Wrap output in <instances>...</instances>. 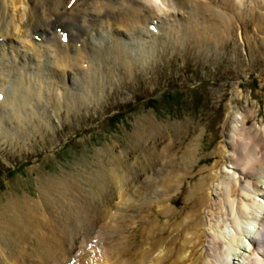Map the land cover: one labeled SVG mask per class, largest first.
<instances>
[{
	"label": "bare ground",
	"instance_id": "6f19581e",
	"mask_svg": "<svg viewBox=\"0 0 264 264\" xmlns=\"http://www.w3.org/2000/svg\"><path fill=\"white\" fill-rule=\"evenodd\" d=\"M217 1L225 9L213 7L211 0H0V137L6 141L21 131L19 127L34 122L32 117H38L36 101L43 100L47 84L58 97L57 107L72 106L71 101L66 102L67 96L77 94L78 87L84 88L81 80L97 57L80 40L81 34L93 30L92 25L98 23L116 36L114 47L131 64V52L145 60V43L160 34V27L170 17H176L167 15L176 6L186 4L190 16L197 15L203 35L211 30L215 33L223 22L229 24L225 15H230L228 11L237 14L239 0ZM257 12L253 17L261 30L263 19ZM153 25L156 30L150 29ZM65 32L67 42L62 41ZM131 46L132 51L127 50ZM235 104V108L228 107L224 119V139L216 151L219 159L200 169L199 181L185 190V201L191 204L189 213L197 215L192 223L197 234L183 255L193 258L194 264H264V116L260 123L255 120L250 124L256 111H242ZM164 128L147 115L136 121L129 134V143L140 152L136 163L112 146L104 148L89 175L86 170L80 172L79 177L90 185L86 189L78 188L76 176L67 175L60 181L49 178L50 183L41 191L42 201L25 197L0 208V264H107L109 261L100 260L102 253L100 259L92 253L90 243L98 245V237L104 242L110 239L106 228L113 223L108 225V219L119 209L135 204H131L129 191L150 178L160 163L162 189L154 188L147 199L162 200L157 209L163 215L175 213L172 198L179 190L182 193L185 180L195 176L201 142L193 138L185 146L179 137L182 124L175 127L177 139L173 140ZM42 216L49 217L52 225L48 226ZM156 221L152 226L156 227ZM44 227L51 236L46 229L40 231ZM242 237L249 239V245L235 260ZM83 248L87 251L82 252ZM141 252L148 264H158L167 248L164 240L158 239ZM125 259L117 264L130 262L129 256Z\"/></svg>",
	"mask_w": 264,
	"mask_h": 264
},
{
	"label": "rangeland",
	"instance_id": "374dc122",
	"mask_svg": "<svg viewBox=\"0 0 264 264\" xmlns=\"http://www.w3.org/2000/svg\"><path fill=\"white\" fill-rule=\"evenodd\" d=\"M239 2H236L239 10L235 7L237 14L228 11L230 15H225L229 24L223 22L215 33L211 30L204 35L200 33L197 15L190 16L186 4L176 6L167 13L176 17H170L160 27V34L145 43L147 51L142 53L145 60L131 52V64L114 47L116 36L105 32L98 23L90 27L91 32L81 34L80 40L97 57L81 80L84 88L78 87L77 94L67 96L66 102L71 101L72 106L57 107L58 97L47 84L43 100L36 101L38 117H32L35 123L19 127L21 131L6 141L0 137V208L25 197L42 201L41 191L50 183L49 178L60 181L67 175L76 176L78 188L86 189L90 185L84 182V177H79L80 172L86 170L89 175L96 167L97 154L108 146L136 163L140 152L129 143V134L136 121L145 115L161 123L172 140L177 139L175 127L182 124L184 128L179 137L185 146L193 138L201 142L198 151L201 161L192 180L182 183V193L179 190L172 198L176 212L163 215L158 212L162 200L147 199L154 188L162 189L159 177L163 165L160 163L150 178L129 191L131 204H135L119 209L115 217L108 219V225L113 223L106 228L110 239L104 242L98 237L100 246L90 243V248L97 247L92 253L101 257V261H109L107 264L115 261L117 264L122 258L128 260V256L127 264H148L141 249L148 250L154 240L160 239L165 242L167 255L158 264H194L193 258L183 255L197 234L192 224L197 215L192 217L189 213L191 204L185 201V190L188 192L199 181L200 169L210 167L219 159L216 151L224 139L223 123L228 107L235 108L237 103L242 111L247 108L256 111L249 119L250 124L255 120L260 123L264 116V0ZM211 5L225 9L217 0H211ZM256 12L263 19L261 30L253 17ZM180 16L184 18L179 19ZM131 48L127 50L132 51ZM162 151L166 152L165 146ZM42 220L52 225L49 217L44 216ZM154 221L156 227L151 224ZM44 230L50 234L45 227L40 231ZM147 236L150 237L148 244ZM248 245L249 239L242 237V247L234 255L235 260L241 258ZM90 248L87 249L91 251Z\"/></svg>",
	"mask_w": 264,
	"mask_h": 264
}]
</instances>
